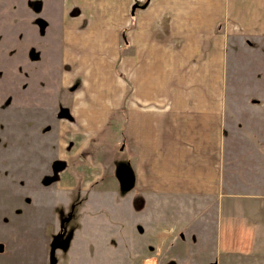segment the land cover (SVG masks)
I'll use <instances>...</instances> for the list:
<instances>
[{
  "label": "rangeland",
  "instance_id": "obj_1",
  "mask_svg": "<svg viewBox=\"0 0 264 264\" xmlns=\"http://www.w3.org/2000/svg\"><path fill=\"white\" fill-rule=\"evenodd\" d=\"M62 12V0H0V264H264V32L226 28L225 194L215 228L209 217L188 233L167 220L129 245L135 227L126 209L112 211L131 192L125 162L88 191L62 188L67 164L56 170L79 87L63 84Z\"/></svg>",
  "mask_w": 264,
  "mask_h": 264
},
{
  "label": "crops",
  "instance_id": "obj_2",
  "mask_svg": "<svg viewBox=\"0 0 264 264\" xmlns=\"http://www.w3.org/2000/svg\"><path fill=\"white\" fill-rule=\"evenodd\" d=\"M62 6L69 69L63 84L79 85L63 120L62 188L88 191L115 179L123 160L131 192L112 211L126 209L137 235L129 245L142 241L147 228L161 233L167 220L188 233L209 217L215 228L225 194L226 28L262 35L264 0H62ZM139 195L147 202L142 208ZM206 231L207 224L196 233ZM203 242L199 237V247Z\"/></svg>",
  "mask_w": 264,
  "mask_h": 264
},
{
  "label": "trees",
  "instance_id": "obj_3",
  "mask_svg": "<svg viewBox=\"0 0 264 264\" xmlns=\"http://www.w3.org/2000/svg\"><path fill=\"white\" fill-rule=\"evenodd\" d=\"M57 164H59V166H57L56 167V170H58L60 167H62V168H64V165H65V162H60V161H58V163ZM62 165V166H61ZM118 170H121V166L119 165V167H118Z\"/></svg>",
  "mask_w": 264,
  "mask_h": 264
},
{
  "label": "flooded vegetation",
  "instance_id": "obj_4",
  "mask_svg": "<svg viewBox=\"0 0 264 264\" xmlns=\"http://www.w3.org/2000/svg\"><path fill=\"white\" fill-rule=\"evenodd\" d=\"M64 116H66V117H69V115L68 114H65ZM62 161V160H61Z\"/></svg>",
  "mask_w": 264,
  "mask_h": 264
},
{
  "label": "water",
  "instance_id": "obj_5",
  "mask_svg": "<svg viewBox=\"0 0 264 264\" xmlns=\"http://www.w3.org/2000/svg\"><path fill=\"white\" fill-rule=\"evenodd\" d=\"M2 250V246L0 245V251ZM53 264V263H52Z\"/></svg>",
  "mask_w": 264,
  "mask_h": 264
}]
</instances>
